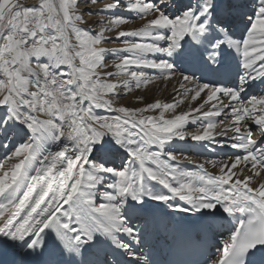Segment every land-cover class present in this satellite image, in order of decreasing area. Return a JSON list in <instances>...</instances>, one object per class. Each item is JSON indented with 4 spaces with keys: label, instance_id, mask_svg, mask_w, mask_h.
I'll return each instance as SVG.
<instances>
[{
    "label": "snow or ice",
    "instance_id": "6c2138e0",
    "mask_svg": "<svg viewBox=\"0 0 264 264\" xmlns=\"http://www.w3.org/2000/svg\"><path fill=\"white\" fill-rule=\"evenodd\" d=\"M0 264H264V0H0Z\"/></svg>",
    "mask_w": 264,
    "mask_h": 264
},
{
    "label": "bare ground",
    "instance_id": "6f19581e",
    "mask_svg": "<svg viewBox=\"0 0 264 264\" xmlns=\"http://www.w3.org/2000/svg\"><path fill=\"white\" fill-rule=\"evenodd\" d=\"M108 46H113V47H115V46H117V45H108ZM158 95H163V94H161V93H158ZM177 148H181V149H184V150H188V146H186V145H183V144H178L177 145ZM195 151H197V149H193L191 152H190V154H195Z\"/></svg>",
    "mask_w": 264,
    "mask_h": 264
},
{
    "label": "rangeland",
    "instance_id": "374dc122",
    "mask_svg": "<svg viewBox=\"0 0 264 264\" xmlns=\"http://www.w3.org/2000/svg\"><path fill=\"white\" fill-rule=\"evenodd\" d=\"M26 2L30 3V2H31V0H26ZM137 23H139V22H137ZM111 47H113V46H111Z\"/></svg>",
    "mask_w": 264,
    "mask_h": 264
}]
</instances>
